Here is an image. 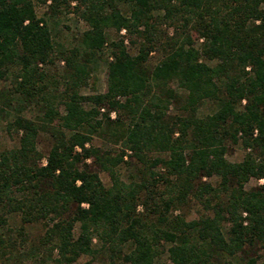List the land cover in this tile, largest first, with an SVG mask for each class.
<instances>
[{
  "label": "trees",
  "instance_id": "obj_1",
  "mask_svg": "<svg viewBox=\"0 0 264 264\" xmlns=\"http://www.w3.org/2000/svg\"><path fill=\"white\" fill-rule=\"evenodd\" d=\"M262 2L77 0L87 27L66 47L34 0H0V79L16 67L21 92L42 91L44 108L37 118L17 112L9 125L18 145L0 151V264H74L85 255L81 264H90L100 250L108 264H264ZM107 27L124 28L136 50L111 40L106 89L82 94ZM156 47L160 57L149 62ZM56 59L65 65L58 92L38 85L39 64ZM206 99L215 108L199 113ZM40 130L52 138L44 162ZM93 134L122 142L141 164L139 178H120L126 150L86 145ZM239 138L246 151L229 160L227 142ZM251 177L262 181L245 188ZM190 200L202 205L197 217L174 212ZM35 222L43 225L36 237L26 228ZM163 246L170 263L156 260Z\"/></svg>",
  "mask_w": 264,
  "mask_h": 264
},
{
  "label": "rangeland",
  "instance_id": "obj_2",
  "mask_svg": "<svg viewBox=\"0 0 264 264\" xmlns=\"http://www.w3.org/2000/svg\"><path fill=\"white\" fill-rule=\"evenodd\" d=\"M35 10L38 16L44 19L48 28L51 31L52 38L55 42L60 43L66 47H71L78 43V36L80 32L87 27V23L84 17L81 15L80 11L75 8L77 0H57L54 3V7L51 8L53 0H34ZM123 9L127 8L126 4H122ZM262 7L264 9V2H262ZM55 8V9H54ZM123 29V28H122ZM116 30L112 27H107L106 39L107 42L104 44L102 49L94 52H90V71L87 77V82L83 84L80 88L82 94H93L97 92H102L106 89L107 80V62L112 59V48L109 45L111 40H116L118 38H123L124 43L127 48L132 52L136 50V43L130 41L129 35H127L125 29L124 31ZM171 31V28H169ZM160 50L156 47L153 51H150L148 60L149 62H156L160 57ZM40 71L43 73V81L38 85H47L48 90L52 89L56 92L60 91L64 86L63 74L65 73V65L63 60L56 59L51 63H40ZM17 68L13 67L3 78L0 79V151L6 148H12L18 145L19 131L9 122L13 119L17 112L28 117H41L43 116L44 108L40 99V94L36 93L31 96H24L21 89L27 88V85H21L22 78L20 75L16 74ZM27 81V80H26ZM29 82V81H28ZM28 84V83H26ZM172 84H175L174 82ZM29 85V84H28ZM176 86V85H175ZM89 104V103H87ZM60 112H62V105H60ZM172 111H175L174 107H171ZM215 108L214 103L211 100H204L199 106V113H209ZM101 111L104 108H100ZM117 114L116 110H111L109 116L114 118ZM52 142L50 134L45 130H40L37 136V146L41 150L43 157L42 162L45 160V155L48 152ZM92 143L101 148H112V149H125L124 160L117 166V172L120 178L129 181L131 179H138L141 164L135 159L134 156H129L130 150L125 148L122 142H113L105 137L97 134H93L90 141L86 142V145ZM246 148L243 144L241 138L236 142L228 141L226 157L229 160H240ZM156 170H161L162 168H156ZM99 175L101 180L105 185H110L111 179L107 171L100 169ZM208 179L207 177H203ZM216 176L210 178V180L215 181ZM262 178L251 177L245 184V188L255 185L261 182ZM174 212H180L186 216V218L197 217L199 212L202 210V205L196 200H190L187 203L181 204L174 209ZM12 224H19V218L15 215V218L11 220ZM27 231L31 236L36 237L42 232L43 225L39 222L31 223L26 226ZM78 227H75L77 232ZM93 244L98 246L97 238H93ZM166 247V245H165ZM163 246L160 247V254L156 257L159 263L165 262L170 263L168 258V253ZM90 257L88 255L81 256L74 264H81L83 261L88 260ZM108 254L105 251H99L96 255L90 259V264H108Z\"/></svg>",
  "mask_w": 264,
  "mask_h": 264
},
{
  "label": "built area",
  "instance_id": "obj_3",
  "mask_svg": "<svg viewBox=\"0 0 264 264\" xmlns=\"http://www.w3.org/2000/svg\"><path fill=\"white\" fill-rule=\"evenodd\" d=\"M122 31H124V28L122 29Z\"/></svg>",
  "mask_w": 264,
  "mask_h": 264
}]
</instances>
